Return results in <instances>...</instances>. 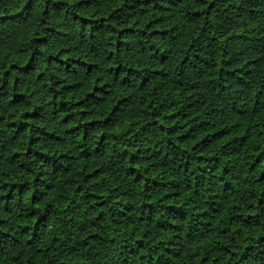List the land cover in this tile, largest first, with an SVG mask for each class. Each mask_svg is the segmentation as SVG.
I'll use <instances>...</instances> for the list:
<instances>
[{
    "label": "trees",
    "instance_id": "trees-1",
    "mask_svg": "<svg viewBox=\"0 0 264 264\" xmlns=\"http://www.w3.org/2000/svg\"><path fill=\"white\" fill-rule=\"evenodd\" d=\"M0 264H264V0H0Z\"/></svg>",
    "mask_w": 264,
    "mask_h": 264
}]
</instances>
